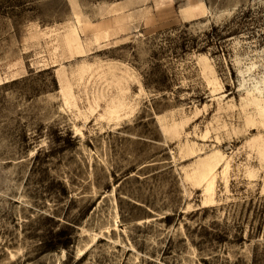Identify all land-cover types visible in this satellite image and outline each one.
<instances>
[{"label":"rangeland","instance_id":"374dc122","mask_svg":"<svg viewBox=\"0 0 264 264\" xmlns=\"http://www.w3.org/2000/svg\"><path fill=\"white\" fill-rule=\"evenodd\" d=\"M0 264H264V0H0Z\"/></svg>","mask_w":264,"mask_h":264},{"label":"bare ground","instance_id":"6f19581e","mask_svg":"<svg viewBox=\"0 0 264 264\" xmlns=\"http://www.w3.org/2000/svg\"><path fill=\"white\" fill-rule=\"evenodd\" d=\"M211 176H212V169H210L209 167H207V169L200 174V178L203 180H208L209 178H211ZM210 181H212V179Z\"/></svg>","mask_w":264,"mask_h":264}]
</instances>
